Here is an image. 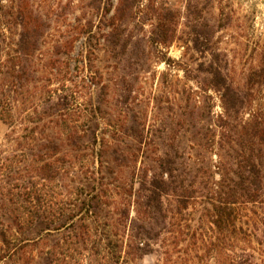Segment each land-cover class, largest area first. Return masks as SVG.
<instances>
[{
  "label": "rangeland",
  "instance_id": "1",
  "mask_svg": "<svg viewBox=\"0 0 264 264\" xmlns=\"http://www.w3.org/2000/svg\"><path fill=\"white\" fill-rule=\"evenodd\" d=\"M18 2L0 0L11 116L0 120V186L46 185L49 220L19 230L0 210L6 236L26 245L11 259L0 251V264H39L50 251L61 264H235L244 253L264 264V195L235 204L233 225L213 207L224 109L206 72L220 68L247 95L239 121L264 111V0H137L124 12L120 0H26L35 35ZM169 147L186 169L161 177L166 225L141 245L143 180Z\"/></svg>",
  "mask_w": 264,
  "mask_h": 264
},
{
  "label": "trees",
  "instance_id": "2",
  "mask_svg": "<svg viewBox=\"0 0 264 264\" xmlns=\"http://www.w3.org/2000/svg\"><path fill=\"white\" fill-rule=\"evenodd\" d=\"M18 1L16 19L25 34L33 30L29 28L33 17L28 11L26 0ZM136 1L120 0L119 12L128 11ZM31 33L35 35L36 31L33 30ZM206 72L211 77L208 80L209 85L221 93L224 109V114L218 118L216 125L219 128L220 142L217 144L221 145L219 149L222 154H216L218 161L213 166L219 177L218 181L213 183V194L217 198V205L214 204L213 207L219 215L225 216L228 225H233L232 211L235 204L258 203L264 195V111L253 114L247 121H239L238 113L247 95L240 88L232 86L223 76L220 68L210 65ZM5 107L7 104L0 101V120L8 121L11 116L9 109ZM215 136L216 131H213L212 143H214ZM156 164L157 168L150 170V177L147 174L148 170L146 171L145 180H143L145 185L142 186L149 194L143 206L150 211L137 210V219L132 220L133 238L136 243L140 244L156 240L160 230H163L166 225V214L162 211L161 197L166 194L167 185L160 180L161 177L164 173H167L169 177H172L173 173H175V178L180 177L186 169L184 157L175 147L164 150ZM196 171L200 173L201 168ZM177 187L181 188V186ZM177 187L175 186L174 189ZM45 188H47L46 185L38 186L33 180L24 184L5 182V186H0V195H2L0 196V210L9 214V219L19 230H21L19 226L30 228L40 221L47 222L49 216L45 214V206L49 200L46 196L47 191L43 190ZM189 197L191 196H186L181 192L180 202L185 206V201ZM58 211H61L58 215L62 216V208ZM4 215L0 212L1 258L11 259L22 253L26 245L23 243L24 240L14 243L6 236L2 220ZM58 257H61V254L53 251L46 252L39 264H61ZM249 258L251 255L244 253L238 257L239 260L235 264H245Z\"/></svg>",
  "mask_w": 264,
  "mask_h": 264
}]
</instances>
